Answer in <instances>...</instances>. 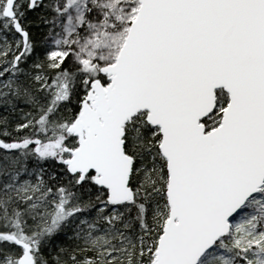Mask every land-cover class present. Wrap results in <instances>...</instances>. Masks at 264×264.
<instances>
[{"label":"snow or ice","instance_id":"snow-or-ice-1","mask_svg":"<svg viewBox=\"0 0 264 264\" xmlns=\"http://www.w3.org/2000/svg\"><path fill=\"white\" fill-rule=\"evenodd\" d=\"M0 264H264V0H0Z\"/></svg>","mask_w":264,"mask_h":264}]
</instances>
